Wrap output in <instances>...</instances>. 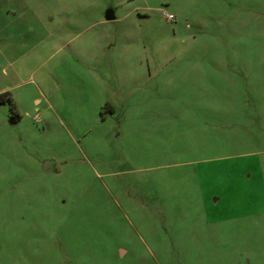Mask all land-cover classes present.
<instances>
[{"label":"rangeland","instance_id":"obj_1","mask_svg":"<svg viewBox=\"0 0 264 264\" xmlns=\"http://www.w3.org/2000/svg\"><path fill=\"white\" fill-rule=\"evenodd\" d=\"M4 92L0 264H264V0H0Z\"/></svg>","mask_w":264,"mask_h":264},{"label":"built area","instance_id":"obj_2","mask_svg":"<svg viewBox=\"0 0 264 264\" xmlns=\"http://www.w3.org/2000/svg\"><path fill=\"white\" fill-rule=\"evenodd\" d=\"M165 16L169 19V20H176V15L173 14V13H168V12H165Z\"/></svg>","mask_w":264,"mask_h":264},{"label":"water","instance_id":"obj_3","mask_svg":"<svg viewBox=\"0 0 264 264\" xmlns=\"http://www.w3.org/2000/svg\"><path fill=\"white\" fill-rule=\"evenodd\" d=\"M115 17H116V15L114 13V10H110V12L107 14V18L108 19H113Z\"/></svg>","mask_w":264,"mask_h":264},{"label":"trees","instance_id":"obj_4","mask_svg":"<svg viewBox=\"0 0 264 264\" xmlns=\"http://www.w3.org/2000/svg\"><path fill=\"white\" fill-rule=\"evenodd\" d=\"M7 95H9L8 92L1 93V94H0V101L4 100V98H5ZM108 106H109V103L106 104V107H108Z\"/></svg>","mask_w":264,"mask_h":264}]
</instances>
